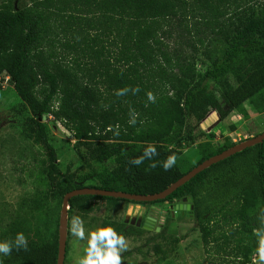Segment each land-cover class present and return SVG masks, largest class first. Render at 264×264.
I'll list each match as a JSON object with an SVG mask.
<instances>
[{"label":"trees","instance_id":"16d2710c","mask_svg":"<svg viewBox=\"0 0 264 264\" xmlns=\"http://www.w3.org/2000/svg\"><path fill=\"white\" fill-rule=\"evenodd\" d=\"M20 2L0 5V86L12 85L30 114L23 135L47 153L52 199L84 188L141 196L164 192L229 150H217L185 172L176 164L183 148L205 133L201 126L208 117L217 113L224 121L264 92V0ZM192 18L216 41L203 54V72L193 57L164 42L171 19ZM58 44L70 62L52 50ZM48 116L63 123L77 147L87 151L84 161L97 185L58 178L59 159L43 123ZM149 146L156 155L133 163ZM172 155L176 163L165 170L163 163ZM109 162L115 168L110 170ZM250 194L260 205L252 214H242L240 232L252 239L248 253L263 255L264 142L205 170L163 201L80 196L69 206L88 217L99 210V202L155 205L189 197L206 239L214 233L216 219ZM117 228L112 230L118 236L124 226ZM3 242L10 241L0 233ZM178 244L158 246L157 255L166 260ZM68 252L67 245L66 257ZM58 254L59 228L51 240L39 238L26 248L13 244L9 255L0 253V263L57 264Z\"/></svg>","mask_w":264,"mask_h":264},{"label":"rangeland","instance_id":"374dc122","mask_svg":"<svg viewBox=\"0 0 264 264\" xmlns=\"http://www.w3.org/2000/svg\"><path fill=\"white\" fill-rule=\"evenodd\" d=\"M6 1L0 0V5ZM27 3L30 0H21L20 6ZM196 21L171 19L164 42L171 50L180 49L193 57L197 70L203 72V54L216 41L202 28L198 27V32ZM52 50L59 58L66 57L64 62H70L72 57L59 44ZM28 117L30 114L14 87L6 83L0 86V233L13 244L18 233H23L27 242L39 238L51 240L59 228L63 204V199H52L48 193L47 153L23 135ZM43 123L59 159L58 178H74L85 187L97 185L84 161L87 151L77 147L73 133L50 116ZM201 129L205 133L183 148V155L176 163L184 172L217 150L231 149L260 136L264 132V92L224 121L217 113L210 115ZM106 166L110 170L115 168L113 162ZM259 205L254 194L234 203L225 215L216 219L214 233L206 239L192 210L179 207L192 206L189 197L155 205L99 202V210L88 217L70 208L66 264H81L90 255L98 259L95 253L99 251L103 255L109 239L98 233L105 228L117 230L122 225L118 237L123 238L124 247L116 246L120 264H262L264 254H249L252 239L240 232L242 214H252ZM161 232L164 237L160 238ZM174 240L179 244L166 260H161L156 248L170 247ZM261 244L264 250L263 239Z\"/></svg>","mask_w":264,"mask_h":264},{"label":"water","instance_id":"95a60500","mask_svg":"<svg viewBox=\"0 0 264 264\" xmlns=\"http://www.w3.org/2000/svg\"><path fill=\"white\" fill-rule=\"evenodd\" d=\"M264 142V132L251 140L243 142L229 150H226L220 155H217L205 162L201 165L194 168L191 172L187 175L182 177L176 183L172 184L168 189L164 192L151 195V196H141V195H134L128 194L124 192H113L107 191L102 189H92V188H84L81 190H75L69 194H67L63 199L62 210L60 215V222H59V254L57 264H65L66 263V256H67V238H68V222H69V202L80 196H95V197H107V198H114L129 202H136V203H155L159 201L166 200L168 197L173 195L176 191L194 179L197 175L201 174L205 170L211 168L212 166L227 160L249 148H252L256 145H260ZM181 210H192V206L185 207L179 206ZM178 207V208H179Z\"/></svg>","mask_w":264,"mask_h":264},{"label":"clouds","instance_id":"9594fccd","mask_svg":"<svg viewBox=\"0 0 264 264\" xmlns=\"http://www.w3.org/2000/svg\"><path fill=\"white\" fill-rule=\"evenodd\" d=\"M148 98L149 100H154V97L151 94H149ZM153 155H156V149L154 147L149 146L145 150L143 157L137 158L133 160L132 162L139 165L143 162L144 157H148L150 159L151 156ZM175 163H176V157L174 155L169 156L167 160L163 163V168L165 170H168L172 168L175 165ZM80 235L82 236L83 233L81 232ZM99 235L102 237L109 238L107 240V244H108L107 250L104 252L103 255H101V253L97 251L95 255L98 257V259L90 258L91 257L90 255V257L82 261L81 264H120V257H119L118 249L116 246L119 245L121 249L124 247L123 238L118 237L111 228L102 229L99 232ZM90 243L92 245H95L94 241ZM14 246L16 248H21V247L26 248L27 247V240L23 233L17 234L15 238ZM12 247H13V243L11 242L0 243V253L7 256L10 254Z\"/></svg>","mask_w":264,"mask_h":264}]
</instances>
